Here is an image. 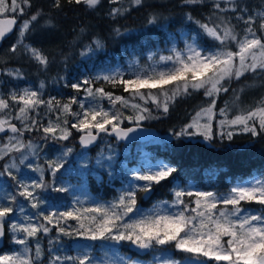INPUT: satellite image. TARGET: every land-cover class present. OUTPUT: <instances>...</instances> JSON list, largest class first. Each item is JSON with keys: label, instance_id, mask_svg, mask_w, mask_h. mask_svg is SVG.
<instances>
[{"label": "snow or ice", "instance_id": "6c2138e0", "mask_svg": "<svg viewBox=\"0 0 264 264\" xmlns=\"http://www.w3.org/2000/svg\"><path fill=\"white\" fill-rule=\"evenodd\" d=\"M144 2L129 0V5L142 7ZM181 2L188 6L203 4L205 0ZM66 3L83 4L89 10H95L101 0H66ZM109 3L117 5L120 0H109ZM32 6V0H0V14L11 15L9 19H0V40L5 39L17 26V14L21 17L26 15V9L30 10ZM52 8L62 10V0H52ZM212 8L215 20L211 24L197 21L207 36L219 42L211 51L190 44L186 49H171L172 55L160 56L159 60L166 62L162 67L138 68L130 71L127 79L124 72L116 69L110 74L70 83L68 86L77 93L83 90L84 99H78L77 96H71L67 101L56 97L44 99V81L40 82L38 89L29 86L12 89L6 95L0 93V134H3L0 139V161H4L0 165V176L7 175L16 180L15 173L19 172L20 165L40 174L38 179L30 183L16 180L17 194L6 197L10 203H0V239L4 237L7 225L8 232L12 234V243L20 246L19 251L0 255V264H42L44 249L40 242L41 236H47L52 231L57 233L54 238L56 241H59L60 236H80L92 241H113L116 244L129 242L139 250L154 249L166 256L163 260L154 258L153 264H209L210 261L216 264H264V178L239 182L226 194L175 190V200L172 202L175 211H168L164 207L166 202H162L154 206L151 213H145L137 207V192L149 193L154 184L166 180L176 171L158 162L132 170L135 181H143V184L130 183L128 189L109 204H96L91 208L72 207L63 212L49 211L47 214L39 211L44 201L40 199L37 190L51 186L44 179L45 170L51 172V183H55V175L63 167L62 161L73 149L64 147L54 160H46V169L44 165L29 161V157L38 159L49 141H69L73 130L80 133L79 142L85 147L93 144L100 133L114 134L117 139H124L135 131L134 127H120L124 120L139 127L141 121L155 118L152 108L147 106L149 102L162 114H167L170 104L177 97L203 90L211 102L197 111L185 129L175 135L199 134L205 140L213 139L212 121L216 116V98L221 92H228L226 83L233 79L238 81L248 73L264 78V5L253 10L242 0H213ZM128 10L121 4L112 7L107 15L115 19ZM187 18L191 20V14ZM41 19H44L42 9H37L24 19L18 26L17 41L8 52L15 54L21 50L23 55L37 64L39 70L46 71L52 62L49 55L41 48L24 43L38 25L47 32L56 28L54 18L48 17L43 25H40ZM158 19L159 14L153 13L149 23L154 24ZM233 19L244 25L242 32L237 31ZM113 31L116 35L121 34L119 28ZM80 32L83 33L84 29L81 28ZM103 46L102 40L94 37L81 55ZM149 59H152L151 55ZM129 67L131 69L132 65ZM0 72L15 79H23L24 76L20 69L2 68ZM94 79L103 80L113 87L119 85L129 96L114 95L103 87H94ZM240 91L243 92V89ZM105 99L111 109L102 107L100 101ZM137 99L143 103H134ZM239 100L240 95L237 94L233 103ZM73 105H78L79 111H73ZM117 106L131 108L133 114L124 115ZM230 110L228 104L219 109L223 117L218 122L222 138L226 135L231 139L233 135L232 131H223L225 126H238L252 136L264 133V97L254 107L240 109L231 118ZM188 129H194L195 132ZM32 133H40L41 143L25 139V134ZM55 190L67 189L61 186ZM17 195L30 202L31 208L37 209V213L23 215L22 221L13 219L16 212L13 205L16 204ZM185 196L194 199L186 203ZM252 204L259 205V209L251 208ZM19 212L24 214V208L19 207ZM68 220H74L75 227L69 226ZM52 243L50 240L49 244ZM109 247L113 250V256L103 264H139V261L116 252L114 245ZM170 248L187 255L180 260L174 259L167 251ZM48 264L101 262L95 261L89 252L84 251L75 257L50 254Z\"/></svg>", "mask_w": 264, "mask_h": 264}, {"label": "trees", "instance_id": "16d2710c", "mask_svg": "<svg viewBox=\"0 0 264 264\" xmlns=\"http://www.w3.org/2000/svg\"><path fill=\"white\" fill-rule=\"evenodd\" d=\"M242 2L253 10L264 5V0H242ZM212 3L213 0H205L203 4L185 6L181 0H145L142 7H135L129 5V0H120V4L117 5L110 4L109 0H101V4L95 10H89L86 5H69L66 0H62V10H56L52 8V0H32L33 6L30 10L26 9V15L21 17L17 14L20 22L37 9H42L44 19L40 20V25L44 24L45 19L52 17L56 22V28L52 32H47L38 25L24 43L43 49L52 62L46 71H42L34 61L23 55L21 50L15 54L8 52L10 46L17 41L19 32L17 29L4 41L0 49V66L20 69L24 76L23 79H15L2 72L0 93L6 95L12 89L18 90L29 86L38 89L40 82L44 81L45 86L42 90L44 99L56 97L67 101L71 96L81 99L83 90L77 93L68 86L70 83L80 82L85 78H95L98 76L95 74L100 70L125 64L128 59L138 58L144 62L148 54L167 51L174 43L184 48L186 39L194 40L204 50H212L219 42L207 36L197 23L199 21L211 24L215 20ZM121 4L129 10L115 19L107 15L112 7H119ZM153 13L160 16L154 24L149 23ZM188 14H191V20L187 18ZM0 16L8 15L0 14ZM209 17L212 19L210 20ZM232 23L237 25L238 32H242L244 27L242 23L235 19ZM81 28L84 29L83 33L80 32ZM116 28L120 29V35H116L113 31ZM94 37L102 40L103 48L81 55L85 46L89 45ZM94 85L103 87L105 91L114 95L129 96V93L119 85L113 87L103 80L95 79ZM225 86L228 87V92H221L216 98L212 140H205L199 134L179 137L175 135L185 129L197 111L211 102L210 98L204 95L203 90L177 97L175 102L170 104L167 114H162L149 102L147 106L152 108V115L155 118L141 121L140 124L156 127L157 136L147 142L131 143V154L125 160L119 159V163L126 164L125 167L115 165L112 168L113 172L109 167L86 169L85 179L79 181V184L83 185L90 196L101 202H109L123 192L124 182L132 179V170L146 168L158 162L175 168L176 171L170 177L153 185V192L147 200L144 192H137V205L141 209H147L154 200L171 201L177 188L222 194L248 177L264 178V133L252 136L240 130L238 126L224 127L225 133L232 131L233 135L231 139L226 135L222 138L218 123L219 118L222 117L219 109L226 104L231 106L229 118L240 109L254 107L261 97H264V78L248 73L240 80L233 79ZM241 89L243 92L240 91ZM142 91L147 90L142 89ZM237 94L240 95V100L234 104ZM133 102L143 103L138 99ZM104 105L105 108L111 109L106 99ZM73 111H79L78 105H73ZM119 111L124 115L133 114L131 108H119ZM132 124L131 121L124 120L121 126ZM188 131L194 132L192 129ZM79 135L80 133L73 130L71 140L76 148L82 149L78 141ZM2 137L0 136V139ZM25 139L40 141V133L25 134ZM110 142L119 147L128 146L112 137ZM95 151L96 149L93 148L86 153L94 154ZM74 175L73 172L68 174L72 181L76 180ZM12 190L16 195L17 189ZM37 191L40 195L43 194L42 190ZM46 197L50 199L48 195ZM9 239L10 232L7 230L3 252L15 250L18 246L9 243ZM121 249L127 253L131 252L127 245H122ZM148 257L150 256L145 258Z\"/></svg>", "mask_w": 264, "mask_h": 264}, {"label": "rangeland", "instance_id": "374dc122", "mask_svg": "<svg viewBox=\"0 0 264 264\" xmlns=\"http://www.w3.org/2000/svg\"><path fill=\"white\" fill-rule=\"evenodd\" d=\"M18 17V16H17ZM23 21L19 22L22 23ZM19 26V25H18ZM19 30V27L17 28ZM190 44H196L198 45L194 40H188L186 39V44L184 48H181L178 46L177 43H174L167 51H159L155 53H150L147 56V59L143 62L140 61L138 58L128 59L125 64L118 65L113 68L109 69H103L100 70L95 75L102 76L106 74H110L111 72L115 71L116 69L121 70L125 74V78H129V72L135 71L138 68H151L156 67L160 68L162 67L166 62L160 61V56H168L172 55L171 49L176 48L177 50L180 49H186V47ZM199 46V45H198ZM200 47V46H199ZM203 49L202 47H200ZM204 50V49H203ZM204 51H211V50H204ZM152 56V59H149V56ZM129 65H132V68L130 69ZM94 87H96L94 85ZM85 98V94L83 92L82 98ZM103 108H105L104 100L100 101ZM108 110L107 108H105ZM43 112V109H41ZM71 119V118H69ZM220 119H223V117H220ZM46 123V119H45ZM213 124V121H212ZM220 126V125H219ZM228 127V126H225ZM194 132L195 130L192 129ZM79 140V139H78ZM34 143H41V141H35ZM118 142V141H117ZM128 146L119 147L112 142H110V136L101 133L100 135V141L98 145L95 147L96 151L94 154L86 153L84 148L78 149L76 146L72 143V140L70 138L69 141H64L61 143H54L51 142V144H47L43 147V151L40 153L39 158L29 157V161L33 162L34 164H40L44 165L46 169V160H54L59 152L64 147H70L73 149V151L65 157V159L62 161L63 167L60 168V170L55 175V183H51L53 181V176L50 171L47 169L45 170L44 179L51 184L50 187L42 190L43 194L40 195V193L37 191V194L39 195L40 199L44 201V203L40 206L39 211H44L45 214H47L49 211H57V212H63L69 208L77 207V208H91L94 207L96 204H109L115 199L109 200V202H101L94 198L93 196H90L86 189L83 187V185L79 184V181L82 179H85V173L86 169L96 170L100 168H107L109 167V170L111 172L113 166L115 165H121L125 167V163L121 162L119 163V159H127L128 156L131 154L130 152V144H127ZM111 157V159H109ZM4 161H0V165H2ZM27 163V161H26ZM157 164V163H156ZM155 165V164H150ZM149 166V165H148ZM147 166V167H148ZM2 170V168H0ZM70 172H73L75 175V181H72L68 174ZM65 174V176H63ZM16 180H23L25 182H31V180H36L39 178V172L33 171L32 169L27 168L25 165H20L19 172L15 173ZM59 175V176H58ZM48 176V177H47ZM132 179L127 180L123 184V192L128 189V186L130 183L135 182L139 184H143V181H135V178L133 175H131ZM252 178H262L260 176H253L248 177L242 181H249ZM16 180H13L11 177L4 175L0 176V203L8 204L10 201L6 199L8 195H14L13 188H16L18 190V185L16 183ZM46 181V182H47ZM240 181V182H242ZM239 183V182H238ZM235 184L234 186H236ZM63 186L66 188V191H57L55 189ZM233 186V187H234ZM184 191H198L191 188L185 189V188H177L176 190ZM229 191V190H228ZM228 191L222 193L226 194ZM122 192V193H123ZM175 192V190H174ZM121 193V194H122ZM120 194V195H121ZM152 194V193H151ZM150 194V195H151ZM48 195L50 199L46 197ZM119 195V196H120ZM150 197V196H149ZM147 200L148 198L145 197ZM194 198H190L185 196L184 200L187 203L190 200H193ZM175 200V194H173V199L171 201H166L164 204V207L168 209V211H175L176 209L172 206V202ZM79 201V203H77ZM162 200H154L150 206L147 209H141L139 205L137 207L145 213H151L154 210V206L161 205ZM194 206V204L192 205ZM14 208H16V212L13 214V219L16 220H23V215H33L37 213V209L31 208L30 202L25 200L23 197H17L16 204L13 205ZM19 207L24 208V214H21L19 212ZM253 209H259V205L252 204L250 205ZM163 214V213H161ZM67 224L69 226L75 227L76 222L74 220H68ZM57 236V233L55 231H52L47 236L42 235L41 236V246L44 249V258L42 259V264H48V256L50 254L60 255V256H72L75 257L77 255L82 254L84 251H87L90 253V255L94 258L95 261H100L101 264L103 262L113 256V250L110 245L115 246V251L118 252L120 255L125 257H130L133 260L139 261V264H153L154 258L159 257L161 260L166 258V256L160 252L156 251L154 249L151 250V253L148 255L150 257H140L138 255H133L130 252L127 253L123 249H121L122 245L129 246L130 243L128 242H120L119 244H116V242L113 241H101L96 240L92 241L86 237H80V236H60L59 241H56L54 238ZM52 240L53 243L50 245L49 241ZM9 243H12V234L10 233V239ZM34 243V242H33ZM16 245V244H14ZM49 249H51V253L49 252ZM20 246L18 245L15 250H9L6 252H0V255L3 254H11L13 252L19 251ZM168 253L177 260L183 259L187 254L181 253L176 251L174 248L167 249ZM193 260H195V257H193ZM209 264H216L215 261H210Z\"/></svg>", "mask_w": 264, "mask_h": 264}, {"label": "water", "instance_id": "95a60500", "mask_svg": "<svg viewBox=\"0 0 264 264\" xmlns=\"http://www.w3.org/2000/svg\"><path fill=\"white\" fill-rule=\"evenodd\" d=\"M9 18H11V15L0 16V19H9ZM16 18H17V26L14 28V30L10 34H8L6 36L5 39L0 40V49H1L4 41L6 39L10 38L16 32V30L18 28V25H19V22H20L19 18L18 17H16ZM0 69H2L1 66H0ZM1 77H2V72H0V80H1ZM120 127H122V128L134 127L135 131L129 133L128 137H126L124 139H117L114 134H107L110 137H112L113 139H115L116 141H118L119 143L130 144V143H133V142H147V141H150L151 139H153L154 137L157 136V128L154 127V126H146V125L140 124L139 127H136L135 124H132V125H129V126H121L120 125ZM100 135H101V133H100ZM100 135L98 136L97 140L93 144H91V145H89L87 147L82 146L80 144V142H79V144H80V146L82 148H84L86 150L93 149V148H95L98 145V143L100 141ZM0 136H3V134H0ZM152 192H153V189L149 193L145 194L144 196L146 198H149V196H150V194ZM6 233H7V227L5 225V235H4V237L2 239H0V251H2L4 249L5 242H6ZM129 248L132 251V253L137 254L138 256H141V257L149 255L151 253V250H152V249L139 250V249L136 248V246L131 245V244L129 245Z\"/></svg>", "mask_w": 264, "mask_h": 264}]
</instances>
